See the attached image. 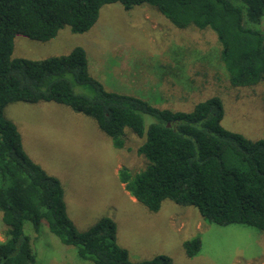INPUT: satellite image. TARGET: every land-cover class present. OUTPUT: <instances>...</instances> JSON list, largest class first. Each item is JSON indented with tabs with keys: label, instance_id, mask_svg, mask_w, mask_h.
<instances>
[{
	"label": "trees",
	"instance_id": "trees-1",
	"mask_svg": "<svg viewBox=\"0 0 264 264\" xmlns=\"http://www.w3.org/2000/svg\"><path fill=\"white\" fill-rule=\"evenodd\" d=\"M113 2L124 9L146 2L179 28H210L232 86L264 81V0H0V212L6 227L0 264L34 263L24 223L37 231L41 220L60 243L75 246L78 256L92 264H171L165 254L131 261L107 215L84 230L75 227L60 180L27 155L17 126L3 114L8 103L18 101L65 104L91 117L117 149L124 147L128 129L143 137L136 152L147 165L135 173L121 166L117 177L149 211L170 199L195 207L216 224H244L264 233V138L226 129L218 96L186 112L105 90L90 74L86 51L79 45L41 59L11 57L16 34L48 41L64 26L73 33L86 32L100 8ZM143 114L153 119L146 128ZM199 247V236L183 242L189 257Z\"/></svg>",
	"mask_w": 264,
	"mask_h": 264
},
{
	"label": "rangeland",
	"instance_id": "rangeland-1",
	"mask_svg": "<svg viewBox=\"0 0 264 264\" xmlns=\"http://www.w3.org/2000/svg\"><path fill=\"white\" fill-rule=\"evenodd\" d=\"M260 27L264 29V16ZM11 57L41 59L86 51L88 70L105 90L128 94L158 108L190 111L194 104L218 96L223 106L221 124L250 139L264 138V81L232 86L219 61L220 46L210 28H179L152 4L124 9L119 2L104 4L94 25L73 33L67 26L48 41L16 34ZM77 91L88 90L76 86ZM3 114L18 128L27 155L62 185L68 216L84 230L100 216L116 223L117 243L131 261L165 254L171 264H264V233L244 224L219 225L189 205L164 199L153 212L136 201L119 182L118 168L131 173L147 160L136 152L144 140L129 129L124 147H113L95 121L54 101L11 102ZM144 127L153 121L143 114ZM5 225L1 221L0 241ZM33 264H92L64 245L41 220L35 231L29 221ZM196 236L200 247L187 256L183 242Z\"/></svg>",
	"mask_w": 264,
	"mask_h": 264
},
{
	"label": "water",
	"instance_id": "water-1",
	"mask_svg": "<svg viewBox=\"0 0 264 264\" xmlns=\"http://www.w3.org/2000/svg\"><path fill=\"white\" fill-rule=\"evenodd\" d=\"M167 125H169V124H167Z\"/></svg>",
	"mask_w": 264,
	"mask_h": 264
}]
</instances>
